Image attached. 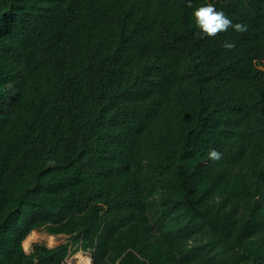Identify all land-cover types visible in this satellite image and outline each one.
Instances as JSON below:
<instances>
[{"label": "trees", "instance_id": "1", "mask_svg": "<svg viewBox=\"0 0 264 264\" xmlns=\"http://www.w3.org/2000/svg\"><path fill=\"white\" fill-rule=\"evenodd\" d=\"M79 250L264 264V0H0V264Z\"/></svg>", "mask_w": 264, "mask_h": 264}, {"label": "clouds", "instance_id": "2", "mask_svg": "<svg viewBox=\"0 0 264 264\" xmlns=\"http://www.w3.org/2000/svg\"><path fill=\"white\" fill-rule=\"evenodd\" d=\"M193 16L199 29L208 36H215L218 32L225 31L229 26H233L238 31H244L245 26L237 23L232 25L223 12L215 10L212 4L203 5L194 10ZM226 48H231L233 45L225 43ZM210 157L218 159L219 153L215 150L209 153Z\"/></svg>", "mask_w": 264, "mask_h": 264}, {"label": "rangeland", "instance_id": "3", "mask_svg": "<svg viewBox=\"0 0 264 264\" xmlns=\"http://www.w3.org/2000/svg\"><path fill=\"white\" fill-rule=\"evenodd\" d=\"M68 240V236L64 234H50L46 231H33L28 238L24 241V248L29 253L31 252L33 245L37 242H41L46 244L48 247H54L60 243L66 242ZM90 257V263H92V257L90 253L84 252L83 250H79L74 254L70 255L66 259V264H79L80 256Z\"/></svg>", "mask_w": 264, "mask_h": 264}, {"label": "bare ground", "instance_id": "4", "mask_svg": "<svg viewBox=\"0 0 264 264\" xmlns=\"http://www.w3.org/2000/svg\"><path fill=\"white\" fill-rule=\"evenodd\" d=\"M90 263V257H84V256H80V262L79 264H89Z\"/></svg>", "mask_w": 264, "mask_h": 264}]
</instances>
